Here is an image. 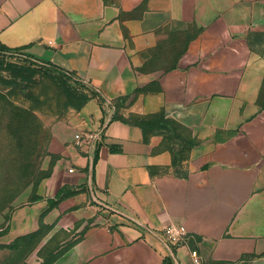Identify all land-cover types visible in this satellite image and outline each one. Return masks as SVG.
Wrapping results in <instances>:
<instances>
[{"label":"crops","instance_id":"obj_1","mask_svg":"<svg viewBox=\"0 0 264 264\" xmlns=\"http://www.w3.org/2000/svg\"><path fill=\"white\" fill-rule=\"evenodd\" d=\"M0 44L100 92L51 124L0 264H264V0H0ZM105 98L182 132L155 119L145 139ZM169 224L190 234L174 256Z\"/></svg>","mask_w":264,"mask_h":264},{"label":"rangeland","instance_id":"obj_2","mask_svg":"<svg viewBox=\"0 0 264 264\" xmlns=\"http://www.w3.org/2000/svg\"><path fill=\"white\" fill-rule=\"evenodd\" d=\"M24 62L17 54L0 57V231L11 209L49 170L51 124L84 96L73 82ZM166 128L182 132L174 124Z\"/></svg>","mask_w":264,"mask_h":264},{"label":"built area","instance_id":"obj_3","mask_svg":"<svg viewBox=\"0 0 264 264\" xmlns=\"http://www.w3.org/2000/svg\"><path fill=\"white\" fill-rule=\"evenodd\" d=\"M14 54H17L20 56H25L21 52H15ZM32 60H34L36 63L41 64V65H48V64H46L40 60H37L35 58H32ZM66 72H68V71H66ZM68 73H70V72H68ZM74 78L80 79L76 75H74ZM80 80H82V79H80ZM82 81L84 83H86L92 90H94L96 93H98L100 95V92L98 89L93 88L86 81H84V80H82ZM103 104H105V106L107 108V115H108V118L110 120L112 118V116H114V114L117 110L116 109L117 108L116 103L112 99H106L105 98V100H103ZM109 120L105 121L104 126L99 130H94V131L90 130V131L76 133L75 134L76 144L81 145V146H85V148L88 149V151L95 150L97 147V144L102 139V134H103L104 128L106 127V124ZM69 170L73 171L74 168L71 167V168H69ZM137 223L143 227H146V225L142 224L141 222L137 221ZM154 231L164 241V243L170 249L173 256H174L173 251H174L175 247L182 244V243L187 242V240L190 238V234L188 233L187 228L184 225L169 224V225L163 226L161 229L154 230ZM191 256H192L195 264H202L201 255L197 249L191 250Z\"/></svg>","mask_w":264,"mask_h":264},{"label":"trees","instance_id":"obj_4","mask_svg":"<svg viewBox=\"0 0 264 264\" xmlns=\"http://www.w3.org/2000/svg\"><path fill=\"white\" fill-rule=\"evenodd\" d=\"M15 52H21L20 49L16 48V49H11L8 48L6 46H4L3 44H0V57L2 58H7L10 57L11 55H13ZM20 58H23V60L25 61L24 63H29L31 65H34L38 68H43L46 70H49L51 72L54 73V75L61 81L63 82H73L74 84H76L77 86L81 87L82 91H83V99L82 101L78 104L77 108L79 106H81L83 103H85L91 96L97 95V93L92 90L86 83H84L82 80L74 78V73L73 72H66L65 70H62L61 68L55 67L53 65H41L36 63L34 60H32L31 56H20ZM9 66H13L15 65L12 61H10L8 63ZM140 88L136 89V92L139 91ZM116 113V112H115ZM115 117H118L119 119L121 118L122 120L126 121V122H131L137 125H140L143 128V133H144V138L147 139L148 135L150 134L151 131V122L155 119L158 120H162L166 123V124H174L175 126H177V128L182 130V127L177 124L176 122L164 119V113L163 112H158L156 114H151V115H147V116H136V115H130L128 117H124V116H119L114 114ZM194 142L192 140H187V142L185 143V145L183 146V148L179 151L180 156L182 157V155H184L187 150L189 149V147L193 144ZM176 159V158H175ZM34 198H38V196H34Z\"/></svg>","mask_w":264,"mask_h":264}]
</instances>
